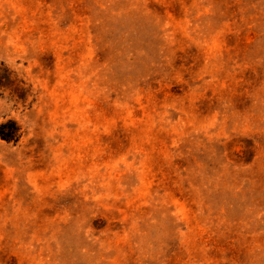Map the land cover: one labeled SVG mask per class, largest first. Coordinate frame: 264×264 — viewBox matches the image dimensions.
<instances>
[{"label":"rangeland","instance_id":"rangeland-1","mask_svg":"<svg viewBox=\"0 0 264 264\" xmlns=\"http://www.w3.org/2000/svg\"><path fill=\"white\" fill-rule=\"evenodd\" d=\"M0 264H264V0H0Z\"/></svg>","mask_w":264,"mask_h":264}]
</instances>
